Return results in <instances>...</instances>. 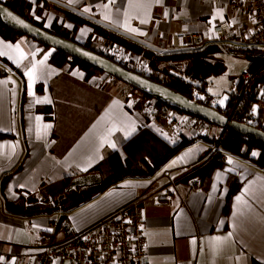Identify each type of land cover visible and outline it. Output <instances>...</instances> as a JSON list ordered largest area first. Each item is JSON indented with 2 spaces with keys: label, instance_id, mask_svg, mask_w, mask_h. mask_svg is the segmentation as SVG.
Returning a JSON list of instances; mask_svg holds the SVG:
<instances>
[{
  "label": "crops",
  "instance_id": "crops-1",
  "mask_svg": "<svg viewBox=\"0 0 264 264\" xmlns=\"http://www.w3.org/2000/svg\"><path fill=\"white\" fill-rule=\"evenodd\" d=\"M25 1L27 15L44 27L63 30L82 44L90 42L109 56L115 46L126 58L148 66L146 57L107 41L104 34L113 33L158 55H175L184 51L177 47L179 34L211 36L216 23L238 19L229 0ZM64 11L93 25L76 24ZM9 35L0 33V256L36 253L33 242L38 234L62 237L65 217L82 230L136 201L146 227L147 264H264V169L224 152L222 164L200 187L192 184L193 178L180 182L190 168L212 156L214 127L201 132L197 118L175 109L162 107L156 116L158 110L149 100L138 109L137 100L116 92L108 74L88 75L77 65L60 67L50 60L54 48L24 33ZM178 62L175 57L169 60L172 73L183 65ZM33 65L29 90L25 73ZM210 101L221 107L211 91ZM259 109L264 112L260 98L251 108L256 122ZM260 123L264 126V117ZM142 126L172 146L184 137L201 136L153 174L123 178L72 210H7L6 203L22 196L36 201L41 194L65 198L73 191L65 190L67 177L87 173L113 151L125 158L123 143ZM103 136L108 142L100 146ZM259 154L257 148L251 151L253 158Z\"/></svg>",
  "mask_w": 264,
  "mask_h": 264
},
{
  "label": "trees",
  "instance_id": "trees-1",
  "mask_svg": "<svg viewBox=\"0 0 264 264\" xmlns=\"http://www.w3.org/2000/svg\"><path fill=\"white\" fill-rule=\"evenodd\" d=\"M0 2L6 4L12 10L16 11L36 25L73 40L72 36L65 33L63 30L48 29L44 27L41 22L30 18L25 11L28 6L25 0H0ZM18 5L21 6L18 7ZM64 15L65 17L74 21L76 24H92L90 21H87L82 17L68 11H64ZM0 33L6 38H10L9 34L22 32L11 29L0 23ZM104 35L107 41L117 42L119 45L124 46V48L137 52L146 57L149 60V67L153 70L154 74L145 75L189 97H191L190 91L192 85L195 84V82H203L205 80H208L209 77L218 75L225 70L222 62L212 60L211 58L212 54L216 50L221 48L220 45H205L199 49L184 50L175 55H158L146 48L132 44L130 41H127L126 39L119 37L113 33L107 32ZM43 45L50 47L47 44ZM84 45L88 48L96 50L90 42H85ZM234 50L236 52L244 54L248 59L251 60V65L248 66V69L253 72V77L247 86V91L242 100L240 111L252 114V105L259 100V97L256 93V87L259 84H264V53L261 50L259 51V49L256 47H236L234 48ZM106 56L113 59L109 55ZM173 57L176 58V61L184 62L182 67H174L176 71H179V73H181L180 75H176L175 73H172L170 71L173 68L172 65L160 67V64L162 62L169 61ZM50 60L52 63L60 67L66 65L69 67L77 65L81 69L85 70L88 75H99L104 73L102 70L93 67L90 64H87L58 49H54ZM124 65L136 70L135 68L128 66L127 64ZM156 72L163 73V77L160 78L156 74ZM109 76L119 80L118 78H115L111 75ZM129 86L131 87V89L138 90L141 93V96H139L136 101V108H142V106H144L145 104V101L148 98H151L153 99V103L158 110L156 116H159L160 109L162 107L173 109L163 102L151 97L147 93H144L131 85ZM179 112L185 113L182 111ZM191 116L201 120L202 122H207L200 117L194 115ZM257 117L258 120L256 123H254V125L264 130V126H262L260 123V120L262 119V117H264V112L259 109ZM233 118L242 121V118L238 114L234 115ZM207 123L211 126L214 125L209 122ZM199 136L201 135H197L196 137ZM196 137H184L177 145L172 146L152 130H150L146 126H142L132 137H130L126 142L123 143L122 148L126 154L125 158H121L119 153L116 151L110 152L106 157H104L100 162H98L92 169L87 172L100 173L102 176L101 182L94 185L77 188L62 199L55 200L52 198L53 202H49L47 199L41 202L39 199L40 196L37 198V201L31 200L24 195L25 197H20V199H18L16 202L6 203V208L8 211L17 214L49 213L54 211L58 207H61L64 211L72 210L98 196L108 186L123 178L142 177L153 174L177 150L191 144ZM255 148L260 150V154L257 158H253L251 156V151ZM224 152L239 156L264 169V142L258 141L251 137H246L236 131L225 129L222 139L218 144V147L213 151L210 159L199 166L190 168L179 178V181L187 182L189 179L197 177L200 181V185L203 184V181H205L209 177L211 171L222 164V156ZM72 178L73 177L69 176L64 180L65 187L69 185Z\"/></svg>",
  "mask_w": 264,
  "mask_h": 264
},
{
  "label": "built area",
  "instance_id": "built-area-1",
  "mask_svg": "<svg viewBox=\"0 0 264 264\" xmlns=\"http://www.w3.org/2000/svg\"><path fill=\"white\" fill-rule=\"evenodd\" d=\"M229 1L238 18L237 21L216 23L212 27L211 36L183 32L178 35L177 47L180 50H194L212 42L238 47H264V0ZM109 54L114 60L127 64L118 59L117 55L124 56V53L122 50L118 51L115 46L109 50ZM252 77V71L248 68L243 70L233 81L228 100L222 107H217L210 101L209 80L195 82L190 91L191 98L211 104L231 118L238 114L243 122L254 125L256 119L252 114L240 111ZM256 93L264 100L262 95L264 84L256 87ZM220 130L222 133L215 136L212 150L218 147L222 139L225 129L220 127ZM191 182L196 187H200L198 178H193ZM39 199L41 202L45 199L52 201V196L41 194ZM62 234V237L58 238L49 232L39 233L33 242L38 250L36 253L2 256L4 261L0 264H62L64 260L71 264H147L148 262L146 227L142 210L136 201L123 205L82 230L76 229L65 217L62 222Z\"/></svg>",
  "mask_w": 264,
  "mask_h": 264
},
{
  "label": "water",
  "instance_id": "water-1",
  "mask_svg": "<svg viewBox=\"0 0 264 264\" xmlns=\"http://www.w3.org/2000/svg\"><path fill=\"white\" fill-rule=\"evenodd\" d=\"M0 23L16 31L27 34L43 44L61 50L93 67L102 70L119 80L131 85L151 97L163 102L173 109L200 117L207 122L224 129L233 130L246 137L264 142V130L256 125L236 120L223 113L219 108L199 102L171 87L160 83L149 76L131 69L113 60L105 54L86 47L84 44L71 40L65 36L51 32L26 19L6 4L0 2ZM11 13V16L9 15ZM16 19L13 20L12 17ZM21 21L22 23H18ZM24 25H27L26 27ZM102 176L98 172L84 173L74 176L65 190L71 191L80 187L90 186L101 182Z\"/></svg>",
  "mask_w": 264,
  "mask_h": 264
},
{
  "label": "rangeland",
  "instance_id": "rangeland-1",
  "mask_svg": "<svg viewBox=\"0 0 264 264\" xmlns=\"http://www.w3.org/2000/svg\"><path fill=\"white\" fill-rule=\"evenodd\" d=\"M216 45V44H213ZM221 48L216 50L211 58L212 60L220 61L223 63L225 70L221 72L218 75H213L210 79L211 88L210 91L214 94L215 100L217 103L222 107L228 100V93L230 91V88L233 86L232 78H237L241 75L242 71L247 69L248 66L251 65V60L248 59L244 54L240 52H236L234 48L238 47L236 45L232 44H220ZM259 51L261 50L264 53V47H257ZM118 59L121 62H125L129 64L128 66H131L138 70L139 72L143 74H154L153 70L145 63H141L140 61H132L128 56V58L125 57V55L120 56L117 55ZM116 58V57H115ZM130 59V60H129ZM178 62V61H177ZM182 62V61H181ZM181 62H178L181 63ZM184 62H182L183 64ZM166 65H169V61L162 62L160 64V67H164ZM182 67V66H181ZM155 72V71H154ZM176 75H180L179 71H174ZM156 74L162 78L163 73L156 72ZM111 85L115 86V90L120 95H126L130 99L137 100L139 96H141V93L138 90L131 89V87L126 84L125 82L117 79H112ZM147 100L154 102L153 99L148 98ZM146 100V101H147ZM223 101V103H221ZM257 107V104L255 105ZM197 125H199V130L201 132L205 131H211L210 129L214 127V131L212 132V143L216 139V135L222 133V130H220V127L215 125L206 124L205 122H202L201 120H197ZM211 134V132H210ZM49 202H53L49 201Z\"/></svg>",
  "mask_w": 264,
  "mask_h": 264
},
{
  "label": "snow or ice",
  "instance_id": "snow-or-ice-1",
  "mask_svg": "<svg viewBox=\"0 0 264 264\" xmlns=\"http://www.w3.org/2000/svg\"><path fill=\"white\" fill-rule=\"evenodd\" d=\"M105 7H107V5H105ZM0 11H3V10L0 9ZM85 11H88V9H85ZM9 15L11 16V13H9ZM12 19L15 20L16 18L13 16ZM37 19H39V18L37 17ZM17 22H18V23H22L21 21H17ZM145 22H146V21L141 20V23H145ZM24 26L26 27L27 25H24ZM69 27H71V26L69 25ZM131 31H135V29H131ZM9 47H11V45H9ZM17 48H19V45H17ZM2 55H4V53H3V52H0V56H2ZM45 58H47V57H45ZM40 63L43 64V61H40ZM35 67H36V65H33V68L30 69L29 71H27V72L25 73V74L28 76V78H29V85H28L29 90H31V88H32L33 75H34V69H35ZM38 78H39V76H37V79H38ZM29 94H31V91L29 92ZM262 95H264V93H262ZM39 102H40V101H37V103H39ZM221 103H223V101H221ZM255 110H256V109H255V107H254V108H253V112H255ZM109 131H111V130H109ZM106 142H108V140H107V136H103V137H101L100 146H103V144L106 143ZM110 146H111L112 148H115V147H116L115 144H110ZM252 155L255 156L256 153L253 152ZM173 163H175V162H173ZM229 163H231V159H229ZM236 199L239 200L240 197H237ZM49 231H51V229H49ZM85 239H87V238L85 237ZM217 239H219V238H217ZM2 261H4V257L0 256V262H2Z\"/></svg>",
  "mask_w": 264,
  "mask_h": 264
}]
</instances>
